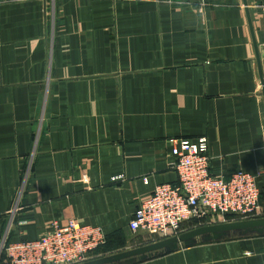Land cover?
I'll list each match as a JSON object with an SVG mask.
<instances>
[{
  "label": "crops",
  "instance_id": "obj_1",
  "mask_svg": "<svg viewBox=\"0 0 264 264\" xmlns=\"http://www.w3.org/2000/svg\"><path fill=\"white\" fill-rule=\"evenodd\" d=\"M245 1L0 0V240L73 219L120 242L91 260L159 241L129 223L177 182L169 138L206 137L210 171L256 175L264 203V0ZM134 264H264V234Z\"/></svg>",
  "mask_w": 264,
  "mask_h": 264
},
{
  "label": "built area",
  "instance_id": "obj_2",
  "mask_svg": "<svg viewBox=\"0 0 264 264\" xmlns=\"http://www.w3.org/2000/svg\"><path fill=\"white\" fill-rule=\"evenodd\" d=\"M167 142L177 182L155 186L150 198L139 204L129 223L132 235L145 233L156 241L200 226L264 215L256 175L240 169L228 178L213 174L206 137ZM105 242L100 227L73 219L65 225L54 221L48 232L34 240L12 242L3 234L0 256L5 254L11 264H79L90 260Z\"/></svg>",
  "mask_w": 264,
  "mask_h": 264
},
{
  "label": "water",
  "instance_id": "obj_3",
  "mask_svg": "<svg viewBox=\"0 0 264 264\" xmlns=\"http://www.w3.org/2000/svg\"><path fill=\"white\" fill-rule=\"evenodd\" d=\"M244 5L246 6L245 0ZM262 234H264V218L216 223L193 228L180 233L178 236L162 239L110 256L93 260L90 259L79 264H134L137 261H143L155 255L168 253L176 249L179 243L188 246L195 242L220 241Z\"/></svg>",
  "mask_w": 264,
  "mask_h": 264
},
{
  "label": "trees",
  "instance_id": "obj_4",
  "mask_svg": "<svg viewBox=\"0 0 264 264\" xmlns=\"http://www.w3.org/2000/svg\"><path fill=\"white\" fill-rule=\"evenodd\" d=\"M261 201H262V197H261ZM115 244H120V242H117V243H115V242H108V238H107V236H106V242H105V244L104 245H102V246H100L98 249H97V251H109V250H111V249H114V247H112L113 245H115ZM96 251V252H97ZM2 256V255H1ZM1 256H0V259H1Z\"/></svg>",
  "mask_w": 264,
  "mask_h": 264
},
{
  "label": "rangeland",
  "instance_id": "obj_5",
  "mask_svg": "<svg viewBox=\"0 0 264 264\" xmlns=\"http://www.w3.org/2000/svg\"><path fill=\"white\" fill-rule=\"evenodd\" d=\"M99 252V251H98Z\"/></svg>",
  "mask_w": 264,
  "mask_h": 264
}]
</instances>
